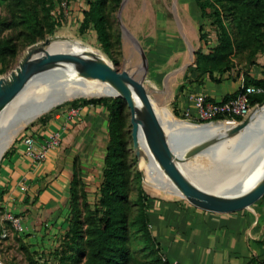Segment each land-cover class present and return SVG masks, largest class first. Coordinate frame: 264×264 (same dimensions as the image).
Wrapping results in <instances>:
<instances>
[{"label":"crops","instance_id":"0c3cea01","mask_svg":"<svg viewBox=\"0 0 264 264\" xmlns=\"http://www.w3.org/2000/svg\"><path fill=\"white\" fill-rule=\"evenodd\" d=\"M256 62L259 63L257 58ZM257 63L248 73L260 78ZM256 72L259 76L254 75ZM237 73L238 67L232 68L216 83L207 74L195 71L193 65L190 76L178 90L177 107L182 112L187 106L183 85L215 100L233 94L243 71L239 76ZM106 128L104 106H64L52 112L46 123L37 121L28 129L42 137L60 131V147L50 150L43 161L34 162L19 140L0 160V207L4 214L21 218L24 240L40 254L59 245L67 226L75 160L82 181L90 183L92 168L98 162V142ZM105 148L106 145L103 156ZM87 184L88 192L91 183ZM147 216L159 253L169 260L179 264H264V193L246 208L226 211L208 209L184 197L152 196Z\"/></svg>","mask_w":264,"mask_h":264},{"label":"rangeland","instance_id":"374dc122","mask_svg":"<svg viewBox=\"0 0 264 264\" xmlns=\"http://www.w3.org/2000/svg\"><path fill=\"white\" fill-rule=\"evenodd\" d=\"M179 2L178 0H169V2L166 0H119L116 3H111L108 9V23L112 45L108 55L103 52L92 26L83 33L79 31V26L84 16L83 12L88 9L87 0H55L54 6L49 12L50 20H53L56 24L55 31L45 34L44 38L59 36L58 41L72 43L70 40L74 39L83 42V44H91L99 48L104 53L107 61L114 63L113 59L116 60L114 64L119 70H129L140 78L145 85L146 93L152 94V100L154 99L153 101L156 105H166L176 117L186 120V117L177 107L175 100L179 88L185 78L190 76L191 68L194 65V61L190 60L191 50L201 47L208 51L216 41L217 30L211 24V17L201 16L195 0H191L193 9L191 12L188 11L187 7H184L182 2ZM147 12L152 14V17L148 18L145 14ZM159 12L162 13V17L157 15ZM207 12H210V9H207ZM26 14H29L31 18L35 17L40 24L46 18L45 11L41 9L36 0H0V38H12L17 45L16 56L6 59L7 67L3 72H0V76L6 75L14 68L29 46L44 39L37 38L35 32L28 27L23 18ZM166 24L169 26L167 29H160ZM187 24L193 27L190 31L197 35L194 42L189 40ZM199 25H202L206 34V44L198 39ZM40 26L38 25V28ZM58 32L60 33L58 34ZM257 59L259 62L257 64L261 67L264 64V51L257 54ZM2 65L4 66V63L0 62V67ZM182 67L183 71L178 72ZM254 75L259 76L258 72L254 73ZM84 99L87 98L80 97L63 101L24 125L14 136L2 157L15 142L21 139L22 133L34 125L37 120L49 116L56 109L69 106L72 100L81 103ZM125 113L128 122L127 129L130 131L131 124L128 107ZM107 139L106 128L103 138L99 139L98 142V162L92 168L91 185L89 182L88 184L84 182V184L90 185L87 196L91 205L99 198L98 185L103 169V149ZM60 146L61 144L58 147ZM131 153L134 155L133 151ZM199 155V157L197 155L190 157L189 160L197 157V167L200 170L202 169L203 174H211V172L221 170V161L217 159L215 153L211 151V153L204 152ZM136 159V173L131 178L130 191V200L133 204L130 215L132 223L135 219L137 208L134 204L145 203L147 196L181 198L151 187L156 186V184L145 171L144 165L146 163L141 162L137 157ZM239 166H243V163ZM227 169L220 171V179L225 175L229 177ZM4 213L3 207H0V264H59V256H55L53 251L48 253L41 252L40 254V251L33 250L32 244L24 240L26 237L22 232L15 229L9 220L1 219ZM129 243L131 253L136 260L142 262V264H156L154 260L158 253L155 250V245L145 241L141 233L137 232L134 224L130 228ZM30 257L34 263L29 261Z\"/></svg>","mask_w":264,"mask_h":264},{"label":"trees","instance_id":"16d2710c","mask_svg":"<svg viewBox=\"0 0 264 264\" xmlns=\"http://www.w3.org/2000/svg\"><path fill=\"white\" fill-rule=\"evenodd\" d=\"M118 1L87 0L88 9L84 10L83 20L79 26L81 33L92 26L103 52L108 55L112 45L108 9L111 3ZM195 1L201 16L212 18L211 24L216 27L217 32L216 41L208 51L201 47L194 50V70L200 74H207L210 80L218 83L224 73L238 67L237 75L243 71L245 86L254 88L249 94L250 104L264 102V64L260 67V78L248 73L250 67L257 63V54L264 51V0ZM36 2L46 14L43 23L40 24L29 14L23 18L37 38H44L45 34L55 31L56 24L49 16L55 0ZM207 9H210V12H207ZM38 25H41L40 28ZM198 34V39L206 44V34L202 25L198 27ZM16 54L17 45L14 40L0 38V62L4 63V66L0 67V72L7 67L6 59L14 58ZM113 61L116 62L115 59ZM234 95L235 92L225 96L223 100ZM86 105H102L107 112L108 139L98 187L99 198L93 205L90 204L75 160L76 168L69 190L67 226L53 253L59 256V264H142L133 257L130 249V228L134 224L144 240L155 245L158 253L154 260L156 264H165L148 226L147 209L150 196H147L145 203L134 204L137 206L136 215L133 223L131 221L133 209L130 200L131 178L136 173L137 159L131 153L133 151L131 129L130 131L127 129L126 101L118 96L87 98L81 103L72 100L70 103L74 108ZM50 118L51 114L37 121L44 124ZM234 119L241 120L240 117ZM29 261L34 263L31 257Z\"/></svg>","mask_w":264,"mask_h":264},{"label":"bare ground","instance_id":"6f19581e","mask_svg":"<svg viewBox=\"0 0 264 264\" xmlns=\"http://www.w3.org/2000/svg\"><path fill=\"white\" fill-rule=\"evenodd\" d=\"M166 1L169 2V0ZM179 1L182 2L184 7L188 8V11L191 12V10H193L191 0H178V2ZM145 14L148 18L152 17V14L148 12ZM157 15L162 17L161 12ZM168 27L169 26L166 24L160 29H167ZM187 29L189 31V40L194 42L197 35L190 31L193 27L190 24H187ZM60 32H58V34ZM52 38L47 50L38 53V56L68 55L80 49V47H86L95 55L105 59L104 53L91 44L86 45L81 41H76L77 43H69L66 41H58L54 37ZM190 60H193L192 54L190 55ZM71 67L72 66L54 69L50 72L38 75L36 78L30 79L25 87L0 112V131L5 129L11 122H14L15 124L12 130L8 133V136L0 139V149H2L0 155L24 125L33 121L49 109L45 108L43 110L41 109V111L25 115V117H17L18 113L25 111L24 108L26 105L45 107L49 102L56 103L58 101H67L73 98L118 96V90L113 86L104 82L77 77L72 69L73 67ZM182 71L183 67L178 72ZM44 78H49V80L44 81ZM151 95L147 94L145 96L146 100L152 107V110L166 133L175 134L179 132H193L195 134L206 136L226 131L233 125L232 122H219L200 126L190 120L179 119L166 105H156L153 101L154 99L152 100ZM250 132L252 133L251 139L248 142L242 143L244 134ZM140 146L145 153V158L141 157L139 160L146 163V165H144L145 171L156 184V186L151 187L161 190L166 194L181 197V192L169 179L160 162L156 146L144 127L140 133ZM192 148L193 147H184L178 149L176 152L178 155L188 158ZM212 152H214L217 159L221 161V170L228 168L226 171L229 172V177H226L224 174L225 176L220 179L219 174H221V170L211 172V174H203L202 169L200 170L197 167V157L193 160L187 159V162L178 164V167L182 171L189 173L191 178L198 185L213 191L228 193L235 189L234 192L237 193L245 191L255 185L264 176V103L257 106L251 112L250 120L244 133H239L233 137L225 139ZM197 156L199 157L200 155L198 154ZM242 163L243 166H239Z\"/></svg>","mask_w":264,"mask_h":264},{"label":"water","instance_id":"95a60500","mask_svg":"<svg viewBox=\"0 0 264 264\" xmlns=\"http://www.w3.org/2000/svg\"><path fill=\"white\" fill-rule=\"evenodd\" d=\"M53 36V35H52ZM59 36H54L58 39ZM51 38L46 37L29 46L17 64L6 75L0 76V112L5 106L25 87L27 82L38 75L50 72L54 69L70 67L77 77L104 82L118 90V96L126 101L130 114L131 140L134 155L139 159L145 158V153L140 146V133L143 127L148 131L159 154L160 162L164 167L169 179L181 192L182 196L205 208L226 211L248 207L264 193V176L252 187L242 192H218L198 185L189 175L182 171L178 164L185 163L190 157L204 152L215 150L225 139L239 133H244L250 117L238 122L226 131L209 135L195 134L193 132L166 133L152 107L146 100L145 85L129 70H119L114 63L95 55L86 47L74 51L71 54L60 56H38L45 52L50 45ZM70 42L77 43L71 39ZM194 61V50H191ZM49 78H44V81ZM49 102L45 107L26 105L25 111L18 113L17 117L41 111L62 103ZM258 103L257 106L262 105ZM48 109V110H49ZM47 110V111H48ZM210 122L195 123L205 126ZM14 122L0 131V139L8 136L14 127ZM252 133H245L242 143L248 142ZM184 147H193L188 158L177 154V150ZM2 149H0L1 152ZM6 150V149H5ZM5 150L1 153L0 159ZM214 153V152H213ZM188 159V160H187Z\"/></svg>","mask_w":264,"mask_h":264},{"label":"built area","instance_id":"2783aa9c","mask_svg":"<svg viewBox=\"0 0 264 264\" xmlns=\"http://www.w3.org/2000/svg\"><path fill=\"white\" fill-rule=\"evenodd\" d=\"M253 91V87L245 86L242 75L240 76L235 95L226 100H215L203 92L184 86L182 94L187 101V106L182 113L186 120L194 123L238 122L234 119L235 117H240L241 120L249 117L253 108L258 104H250L249 94ZM257 91H260V89H257ZM61 139L60 131L50 132L47 136L42 137L39 134L36 135L32 130L26 129L22 133L20 140L25 146V154L34 162H41L46 158L50 150L60 145ZM21 189H24V186H21ZM3 219L9 220L19 232L24 231V225L19 216L6 213ZM161 259L165 264H179L174 260H169L163 254H161Z\"/></svg>","mask_w":264,"mask_h":264}]
</instances>
